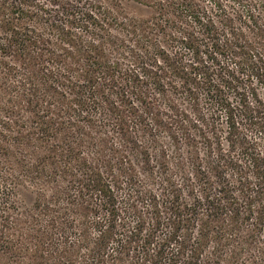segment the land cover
Masks as SVG:
<instances>
[{
	"label": "trees",
	"instance_id": "obj_1",
	"mask_svg": "<svg viewBox=\"0 0 264 264\" xmlns=\"http://www.w3.org/2000/svg\"><path fill=\"white\" fill-rule=\"evenodd\" d=\"M0 264H264V0H0Z\"/></svg>",
	"mask_w": 264,
	"mask_h": 264
},
{
	"label": "rangeland",
	"instance_id": "obj_2",
	"mask_svg": "<svg viewBox=\"0 0 264 264\" xmlns=\"http://www.w3.org/2000/svg\"><path fill=\"white\" fill-rule=\"evenodd\" d=\"M135 12H141L146 14V10L144 8H135L133 9ZM186 105V101H185ZM164 109H146V114L143 117V120L136 115H132L131 121L133 124V131L135 133V136L137 140L139 141L141 146H146L149 148L153 163L157 165L162 159H164L163 152H165L166 158H168L170 162V166L174 165V161L179 156V154L182 155V151H185V157L187 162L190 163L191 161L188 159V155L186 152V149L188 147V140L186 139L187 135H190L194 132H192V129H187L181 131L180 125H174L172 126L173 129H170L169 126L166 125V115H162ZM197 109H179V111H186L190 115H192L194 112H196ZM207 110V109H202ZM161 112V115L157 114ZM100 118L104 121H107L106 118H108V115L106 116V113L103 112ZM109 119V118H108ZM141 120V122H140ZM142 123V124H141ZM112 126V123L109 121L108 124ZM177 134L180 138V143L177 144V141L173 138V135ZM110 136L113 138V141L120 146L122 151L124 153L129 154L130 157L135 155V149L132 148L131 142H128V139L126 137L122 136L121 134L111 133ZM199 147L203 148L202 145H199ZM182 149L180 153H177V149ZM225 148L227 147V144L225 142ZM135 157V156H134ZM135 161V166L137 167L138 172H140V177L143 178V180H146V177L144 176L147 172L146 166L142 163L141 158ZM160 175V172H159ZM21 202L24 205H29L34 200V195L30 192H24L22 194Z\"/></svg>",
	"mask_w": 264,
	"mask_h": 264
}]
</instances>
